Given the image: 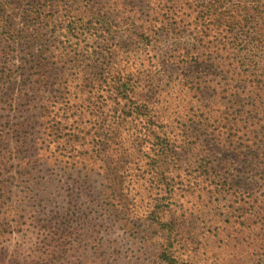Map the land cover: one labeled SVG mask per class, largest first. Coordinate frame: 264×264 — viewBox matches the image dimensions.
<instances>
[{"label":"trees","instance_id":"obj_1","mask_svg":"<svg viewBox=\"0 0 264 264\" xmlns=\"http://www.w3.org/2000/svg\"><path fill=\"white\" fill-rule=\"evenodd\" d=\"M56 32L79 43L128 33L150 60L170 38L159 72L176 73L173 87L200 102L183 137L177 142L154 110L144 76L153 63L140 69L143 56H133L126 68L111 48L61 44L49 37ZM73 84L87 95L70 108L85 105L89 128L58 107L56 85ZM210 87L217 94L205 98ZM212 143L238 159L242 178L229 160L217 169ZM61 156L79 180L56 210L38 177ZM196 162L198 176L241 205L223 253L235 251L233 264H264V0H0V264H196L176 200L182 165L191 175ZM94 193L89 206L105 210V230L79 200ZM112 229L132 236L134 258L106 240ZM103 241L116 250L113 263Z\"/></svg>","mask_w":264,"mask_h":264},{"label":"rangeland","instance_id":"obj_2","mask_svg":"<svg viewBox=\"0 0 264 264\" xmlns=\"http://www.w3.org/2000/svg\"><path fill=\"white\" fill-rule=\"evenodd\" d=\"M51 39L61 41V44H83V46H88V49L94 51L95 49L102 52V48L115 52L116 56L120 59L122 64L128 67L127 60L130 58L132 61L134 58L140 60L139 55L143 56V60L137 62V65H140V69H145V65L150 64L149 70L153 73L152 75H147L146 71L144 76L150 85V94L155 98V111L160 114V123L165 126L166 129L171 131L172 136L178 142L183 136L182 129L188 127L190 124V118H192V113L195 110H199L200 102L197 100L198 96H194V93L187 94L186 91L181 90L177 91L173 87V81L176 79L177 74L173 72H168L166 74L159 72V63L163 60L165 53L170 50L169 44H172L170 38H165L161 43H156L153 56L157 55L156 60L147 54H143V47H138L139 44L131 37L128 33H120L114 35V37L108 36L106 39H99L98 37H91L81 39L80 43L78 39L74 36L65 37L56 32L53 35L49 36ZM114 44H120L115 48ZM111 46V47H110ZM124 48V49H122ZM110 52V51H109ZM114 53V54H115ZM143 54V55H142ZM134 56V58H133ZM155 61V62H154ZM130 64V63H129ZM219 80V79H217ZM216 81V78H215ZM15 92L20 88V86H14ZM59 88L63 90L54 91L55 94L62 95L59 98L58 107H61L60 112L65 110L68 114H74L72 121H75V125H79L80 128H83L87 124L90 126L94 123V118H92L89 112L86 110L85 105L78 109V112L70 107H79L83 103L86 93H82L79 89L74 87V84L69 88L65 86L63 89L62 85H56L55 90ZM213 87L207 89L208 93L205 94V98H213L217 93L212 91ZM180 90V89H179ZM212 96V97H211ZM71 110H70V109ZM85 109V110H84ZM210 149L213 152L215 159V164L217 169L223 171V161L229 160L232 162V173L234 176L239 175L242 178L243 175L240 172H237L235 169L241 167V163L238 159H235L231 152H226L223 149V144L212 143ZM52 150H48L47 155L52 154ZM188 155L184 154V158L187 161ZM66 157H60L61 161H56L55 159H49L47 161L48 165L43 166L44 171L41 176L38 177V180L43 182V187L45 192L48 191L46 197L43 200H51V204L55 207L56 210L62 208L64 205H67L66 200L68 194V187L73 186L76 180H79L78 173L74 170L65 169ZM194 164V163H193ZM197 162L191 167V175H188L186 172H183V169L186 168V165H182V178H184V188L178 192L176 196L178 205L179 214L182 216V219L187 222L190 229L192 230V237L194 238V248H195V257L192 258L196 261V264H233L231 262L235 251L233 249H228L227 253H223V246H225V229L230 228L233 225L235 220H238L240 217L239 210L237 208L241 205L235 204L232 205L233 200L230 197H226L223 194V188L217 185L216 182H210L206 179L205 176H198L197 174ZM75 172V173H73ZM199 172V171H198ZM240 180V179H239ZM243 180V179H242ZM76 190V188H75ZM142 190L137 184L134 191L139 192ZM43 196V191H39L38 195L33 194L32 204H38ZM97 197V193L89 196L88 194H82L79 197L80 203L85 204L87 208V213H90L92 218V223L98 222L97 230L103 228V224L106 226L109 223L107 220L102 221L105 216H108L105 210L98 207H90L89 200H94ZM139 198V194H137ZM137 203L141 200H136ZM43 207V203H42ZM51 206H49L50 208ZM91 210H98L92 212ZM91 223V224H92ZM107 223V224H106ZM102 224V225H100ZM235 225V224H234ZM237 226V225H235ZM240 228V227H239ZM111 233L105 235V238L108 242H115L117 248H121L123 252L127 253L130 257L134 258V241L132 236H128L121 229H112ZM231 233L235 236H239L240 233L234 229ZM32 239L35 240V234L30 235ZM18 238V237H17ZM32 240V242H35ZM104 242V241H103ZM91 248L90 252L95 251L94 243H90ZM231 247V245H229ZM101 251L107 253L108 260L112 262L114 258L115 251L114 247L104 242V247ZM250 255V252L249 254ZM255 256V255H254ZM226 257V259L224 258ZM129 262L124 260L126 263L122 264H138L136 260L130 258ZM107 260V259H106ZM107 260V261H108ZM109 262V263H110ZM256 263V261H254ZM113 263V262H112Z\"/></svg>","mask_w":264,"mask_h":264}]
</instances>
